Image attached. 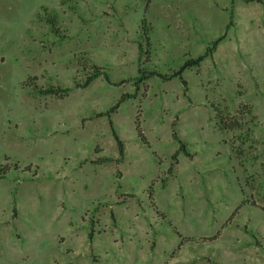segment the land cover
<instances>
[{"label": "rangeland", "instance_id": "obj_1", "mask_svg": "<svg viewBox=\"0 0 264 264\" xmlns=\"http://www.w3.org/2000/svg\"><path fill=\"white\" fill-rule=\"evenodd\" d=\"M0 264H264V0H0Z\"/></svg>", "mask_w": 264, "mask_h": 264}, {"label": "trees", "instance_id": "obj_2", "mask_svg": "<svg viewBox=\"0 0 264 264\" xmlns=\"http://www.w3.org/2000/svg\"><path fill=\"white\" fill-rule=\"evenodd\" d=\"M255 1H258V2H263V0H255ZM143 25H144V28H145V31H146V37H147V41H148V44L150 45L151 43H150V41H151V38H150V31H151V29H152V27L150 26V28H149V26H148V23H147V20H144L143 21ZM222 39H223V37L222 38H219V39H217L214 43H213V45L212 46H210L207 50H206V52L203 54V55H201V56H199V57H197V58H193V59H191V60H188L183 66H182V68L179 70V71H177V72H175V73H173V74H171V75H163V74H158V73H151L152 75H155V74H158L159 76H161V77H163L164 79H166V80H169V79H172V78H174V77H179L181 80H182V82H183V84L185 85V88H186V90H187V81L184 79V77H183V72H184V70L185 69H187V68H190V67H193V66H199L200 64H201V62L202 61H204V59L205 58H207V57H209V56H213V54H214V51L217 49V46H218V44L220 43V41H222ZM91 75H89L87 78H86V81L83 83V84H81V86L82 87H88L89 85H91V83L96 79V78H98V77H100V76H104V78L107 80V81H110V78H109V75H108V73L107 72H105L102 68H100V67H97V66H94V68H93V72L92 73H90ZM150 74V75H151ZM148 77H150L149 76V74L148 75H142V76H140V77H138V81H137V83H139V82H142L143 80H145L146 78H148ZM70 91V89L69 88H60V87H58V88H55V87H52V88H48V89H41L40 90V93H42V94H56V95H59V94H61V93H66V92H69ZM127 97H130L128 94L127 95H124V96H122V98H121V100L108 112V115L111 117V114L114 112V111H116L117 109H118V107H119V105H120V103L121 102H123L124 100H126V98ZM105 113H100V115L101 116H103ZM223 119V123L228 127V128H233V126H234V124L232 125V124H228L226 121H225V119L224 118H222ZM111 123V126L113 127V122L111 121L110 122ZM235 127V126H234ZM139 128V127H138ZM113 132H114V136H115V138H116V140H117V142H118V145H119V153H120V155H119V157L117 158V161L118 162H121V160H123L124 159V157H125V143H124V141L120 138V136L118 135V133L115 131V129L113 128ZM173 137H174V139L175 140H177L179 143H180V147H179V149L176 151V153L174 154V156H173V165H172V168H171V170L173 169V167L178 163V156H179V154L181 153V152H184L187 156H189V157H193V154L187 149V146H186V143L183 141V140H181V138L179 137V135L176 133V132H174V134H173ZM110 161V160H112L111 158H109V157H106V158H101V160L100 161ZM170 170V171H171ZM180 249V248H179Z\"/></svg>", "mask_w": 264, "mask_h": 264}]
</instances>
